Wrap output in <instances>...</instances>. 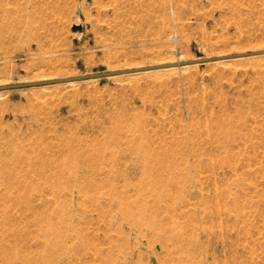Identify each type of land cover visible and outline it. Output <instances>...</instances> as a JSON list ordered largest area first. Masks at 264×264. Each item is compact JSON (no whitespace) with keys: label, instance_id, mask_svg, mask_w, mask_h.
Segmentation results:
<instances>
[{"label":"rangeland","instance_id":"obj_1","mask_svg":"<svg viewBox=\"0 0 264 264\" xmlns=\"http://www.w3.org/2000/svg\"><path fill=\"white\" fill-rule=\"evenodd\" d=\"M261 50L264 0H0V86ZM0 211L20 264H264V54L0 90Z\"/></svg>","mask_w":264,"mask_h":264},{"label":"water","instance_id":"obj_2","mask_svg":"<svg viewBox=\"0 0 264 264\" xmlns=\"http://www.w3.org/2000/svg\"><path fill=\"white\" fill-rule=\"evenodd\" d=\"M260 54H264V50L253 51L249 53H241V54H236L232 56H222V57H214V58H198L195 60L166 63V64H161V65H156V66L141 67V68H135V69L103 71L101 73H96V74L81 75V76H75V77L57 79V80H46V81H40V82L10 84V85L0 86V90L21 89V88H27V87L44 86V85L53 84V83L75 82L79 80L93 79V78H106V77H112V76L141 72V71L171 68V67H181L184 65L199 64V63L211 62V61H216V60H223V59L242 57V56H254V55H260Z\"/></svg>","mask_w":264,"mask_h":264},{"label":"bare ground","instance_id":"obj_3","mask_svg":"<svg viewBox=\"0 0 264 264\" xmlns=\"http://www.w3.org/2000/svg\"><path fill=\"white\" fill-rule=\"evenodd\" d=\"M162 69H164V68H162ZM8 211V210H7ZM1 212V211H0ZM4 210H3V208H2V212L1 213H3V215H4ZM1 215V214H0ZM6 215V214H5ZM8 216V215H7ZM6 216V217H7ZM2 217V216H1ZM4 218H5V216H4ZM1 219V218H0ZM1 221H3L2 219H1ZM6 221H7V219H6ZM6 221L4 222V223H6ZM3 223V224H4ZM1 224H2V222H1ZM2 224V225H3ZM6 226V225H5ZM1 227V226H0ZM9 228V227H8ZM11 228V227H10ZM3 230V231H2ZM10 230H12V229H10ZM1 232H3V234L5 235V236H7V237H9L8 235H12L11 234V232H9V229H7V228H3V229H1L0 230ZM14 231V230H13ZM16 232V231H15ZM14 233V232H13ZM2 234V233H1ZM3 234L2 235H0L1 236V238H2V236H3ZM5 236H3V237H5ZM15 236V235H14ZM17 237H18V235H17ZM10 238V237H9ZM19 238V237H18ZM3 239V238H2ZM11 239V238H10ZM10 239H8L7 241L9 242V240ZM13 239V238H12ZM15 239V238H14ZM21 239V238H20ZM5 240V239H4ZM4 240H3V242H4ZM16 240V239H15ZM7 241H5V242H7ZM12 241V240H11ZM14 241V240H13ZM19 241V240H18ZM17 242V241H16ZM16 242H11V243H13L14 244V246L15 247H10V248H8L7 246H9V245H7L6 247H7V249H3V248H5V247H3L2 249H3V252L2 251H0V252H2V255L0 256L1 257V261H0V264H20L19 263V261L17 260V257L16 256H18L19 254H17L19 251H18V249L16 248V246H18V244H15ZM3 245H4V243H3ZM2 246V245H1ZM13 246V245H12ZM20 246H21V244H20ZM10 249V250H9ZM22 251V250H21ZM19 257H21V256H18V258ZM22 260V259H21ZM26 259L24 258V261H25ZM25 263V262H24ZM22 264V263H21Z\"/></svg>","mask_w":264,"mask_h":264}]
</instances>
